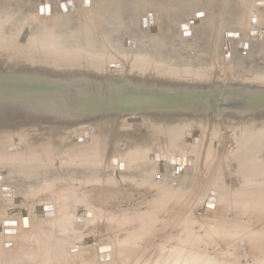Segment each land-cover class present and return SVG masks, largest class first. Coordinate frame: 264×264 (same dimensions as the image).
<instances>
[{"label":"rangeland","instance_id":"rangeland-1","mask_svg":"<svg viewBox=\"0 0 264 264\" xmlns=\"http://www.w3.org/2000/svg\"><path fill=\"white\" fill-rule=\"evenodd\" d=\"M23 1L7 2L3 11L0 7V20L17 11ZM43 1H51L53 14L37 11ZM67 1L72 4L70 14L59 10L57 0H32L22 23L6 20L5 28L0 27V53H32L28 48L34 38H40L47 47L41 53H66L73 64L97 65L107 72L114 67L126 69L119 73L123 79L138 78V71L143 72L140 77L164 71L166 67L156 68L160 60L155 54L172 55L174 68L167 67L169 73L163 75L178 77L175 85L185 88L182 91L197 90L199 81H192V70L196 77L210 70L213 74L201 78L223 87L245 81L252 90L255 83H264V1L255 9L259 18L251 20L248 13L253 4L248 8L236 0ZM146 13L150 18L162 15L163 24H147ZM87 53L112 61L97 60L98 65ZM105 53L148 55L132 66L116 65L112 54L105 57ZM8 56L4 68L11 66L13 56ZM129 66L138 70L130 74ZM238 73L244 74L235 76ZM56 75L53 81L69 77L58 70ZM200 101L195 114L145 107L154 118L184 117L159 124L150 113L122 112L102 104L96 109L98 117H87L75 126L67 123L64 137L42 150L37 149L45 145L37 122L1 130L0 264H264V180L258 187L251 184L254 178L244 184L247 179L236 174L232 165L233 155H245L241 160L246 163L258 146V151L264 149L259 144L264 126L257 128L263 131L258 140L240 137V129L227 128L222 102L207 107ZM206 108L216 115L211 127L193 118ZM136 116L146 127L139 125L135 135L129 118ZM31 137L40 139L34 151L30 145L36 142L30 144ZM16 146L19 151H12ZM31 152L37 156H30ZM183 152H187L184 157ZM257 156L264 162V152ZM258 164L263 176L264 163ZM8 173L14 179L5 182L2 177ZM59 187L69 192L63 191L62 201L51 200L49 192L58 193ZM93 190L102 195L99 204L86 199ZM29 251L39 253L40 259L27 261Z\"/></svg>","mask_w":264,"mask_h":264},{"label":"bare ground","instance_id":"bare-ground-1","mask_svg":"<svg viewBox=\"0 0 264 264\" xmlns=\"http://www.w3.org/2000/svg\"><path fill=\"white\" fill-rule=\"evenodd\" d=\"M12 1L14 0H0V7L2 8V11L4 10V5L7 2H12ZM106 1H109V0H106ZM144 1L150 2V0H144ZM256 1H264V0H256ZM78 3L81 4L83 3V1L78 0ZM57 5L59 7V10L62 13L70 14L73 11L72 4L69 3L67 0H57ZM32 7H33L32 0H24L23 4L19 7V9L18 10L16 9L17 11L12 10L11 13L8 14L7 16L8 18L0 20V27L2 26V28H5L6 23L4 22L12 18H14L15 21L17 20L18 22L22 23V21H24L27 18L28 13L26 12L30 11V8ZM49 10L53 14L54 9H53V5L51 1H43L37 6V11L42 12L44 15H46V11H49ZM94 16L98 17L100 16V14H94ZM101 16L103 15L101 14ZM145 17H146L147 24H149L150 21L153 22L154 24L153 26H156L158 24L156 23L157 21L163 24L162 23L163 18L161 19L162 15L160 17L159 14L158 15L153 14L150 18L147 16V13H146ZM9 23H10L9 25L13 24V22L11 21ZM23 33H22L23 39L22 37H20V39H22L21 43H23L26 40L27 38L26 35H28V32H26L27 34L26 33L23 34ZM32 42L33 43L29 42L32 45L30 47L28 46L29 47L28 50L29 51L31 50L32 53H4V52L0 53V69L4 70V72L0 70V131L6 130L5 132H7L14 128L23 129L37 122V127L39 131L43 134V139H44L43 141L45 144L41 148H37L38 150L45 149L44 148L45 146L51 145V143H53L54 141H57L58 139L61 140L64 137V133L66 131V129H63V128L65 127V125H67V123L70 125L73 124V126H75L77 122L87 117H91V118L98 117L100 113L98 114L93 109V106L96 105L97 102L101 100H105V102L107 103L114 102L117 98L116 96L117 94L121 92H125L127 89H131V88H134V90H137L139 92L141 91V95L143 94L145 96L156 99L157 102L160 103L159 106H162V107L160 108L157 107V109L156 107H154V109H156L157 111L162 110V112H164V110H169L171 112L179 111V112H184V113H187V112L191 113V111L196 112L198 110L197 106L201 98L204 101L203 103L206 104L207 107L214 104L215 101H217V105H219L222 102L220 106L222 107V110H223L224 119L226 120L228 124V127H227L228 129H233V127L234 128L237 127V129H240L238 130L240 137H247V138L254 137L257 140L259 139L258 137H260L258 133L263 132L261 131L262 129H257V128H259V126H262V125L264 126V103L256 104L255 102H251V101H253L252 99L261 95L259 94V92H261V90L264 89V83H255L256 89H252V90L250 88H247V86H245V85H248L247 84L248 82H245V81H240L238 83H228L225 87H223L221 86V83L219 85L215 83L212 84L210 83V81H207V79L205 81L204 79L201 78L200 75H205L208 73L213 74V72H211L210 70H208L207 73H204V74H200L202 72H199L200 75L197 77L195 76V74H193L194 70H192L193 72L192 73L190 72L192 74L191 76L194 78L192 81L194 83L199 81L198 83H196L197 90L195 91V90H192V88H188V90L182 91L185 88H182L181 86L177 87L175 85L177 84V82H180L178 77L173 78V75L172 77L171 76L167 77L163 75L164 72H167L166 71L167 67H169L168 69L174 68L172 67L174 63V61L172 62V58H174L172 57V55L169 56V55H166L165 53L155 54L156 61L157 59L160 60L156 62L155 64L156 68L166 67L164 71L158 72L156 70V73H154L153 75L151 74L145 75V77H140V74L143 72L138 71L137 73H140L138 78H132V77L126 76L127 78L125 77L123 79L119 76V73L126 71V69L118 70L117 67H114L115 70L113 69L107 72V71H104L105 69H103V67H98L97 65L93 66V65L87 64L85 66L84 65L79 66L76 63L75 65L73 64L74 62L72 60L70 61L67 60L70 57H67L68 55L66 53H41L42 51L43 52L46 51L45 48L47 47L45 45L42 46L40 38H34V41ZM2 45L3 44L0 43V46ZM67 47H68L67 45L63 46L64 49H67ZM111 54L105 53V57H107L106 55H108V57L110 55L113 56L112 57L114 58L113 60H117L116 63L118 64L116 65H119L124 62H125L124 63L125 65L128 62L129 64H132V66H134V64L138 66V62H141L142 60H144L146 56L148 55V53H145V54L141 53L139 55L138 54L134 55L133 53H120V56L117 57L115 53H111ZM8 55L13 56V58L10 56L12 58V62L8 64V66L9 65L11 66L9 67L6 66V68H4L3 64L4 63L6 64V60L4 62V59H7ZM87 55H90L91 58H93L94 61L97 62L98 65H100V62H98L97 60L104 62L105 64L112 61V59L111 60L108 59L107 61H105L102 57L101 59L100 58L98 59L96 58L95 53H87ZM56 56L63 57L65 58V60L62 62H59L60 60L59 61L55 60ZM135 56H138V57H135ZM8 59H9V56H8ZM8 59H7V62H8ZM174 65L176 67V64ZM5 69H6V72H5ZM129 69L130 70L128 71L130 72V74L131 72L138 70V69L136 70L131 69L130 66H129ZM57 70L63 74H68L67 76L69 77H66L64 78V80H61V81L59 79L58 81H53L54 80L53 78L57 79L55 77ZM77 70H84V71H81L80 73ZM175 70L178 71L180 69L175 68ZM182 70L183 68L181 69V71ZM184 70L182 71V73L184 72ZM114 72L118 73L117 74L118 77L115 76V74H112ZM176 72L174 74H176ZM186 72H187V69H186ZM157 73L162 74V75H158ZM167 73H169V71ZM178 73L180 74V71H178ZM244 73L242 74L238 73V74H235V76H242ZM186 74L188 75V72ZM251 77L252 76H250V78ZM189 84H191V82L188 83V85ZM193 86L194 85H189V87H193ZM223 89L225 91L221 93L220 90H223ZM199 92L201 94L200 97H198ZM247 98H250V100L245 101L244 99H247ZM140 112L150 113L146 108L141 110ZM201 114H202L201 116L205 117L206 120L204 118H201L200 114L198 115L197 118L195 117L193 118L194 120H197L198 122L200 121V122L206 123L207 126H210L211 123L213 122L211 121L213 116L216 117V115H213L212 113H210V110L208 111L207 108L202 110ZM150 117H151V120L156 121V123L161 122V121L178 122V121H181L182 118H184V117L181 118L178 116L174 118L173 120L172 119L169 120V117H166L167 119H165L164 117H161L159 115L155 116L154 118L152 114ZM2 119H5L7 121L3 122L1 121ZM143 125L145 126L144 123ZM219 125L221 126V124ZM244 125L246 126L245 130H243L242 128V126ZM131 126L133 128L132 124ZM169 126H173V124ZM146 132L142 131L143 135L146 134ZM134 133L135 135L139 134V131L138 132L134 131ZM37 140H40V139L32 138V137L29 138L30 144H32V142H36V144L34 145L32 144V146L30 145V148H32L31 150L33 151L36 148V145L40 144V142H37ZM259 144H263L261 145V147L264 148V138H263V141L261 140V143ZM259 147L260 146H258L257 149ZM16 149H20V148L16 146L15 148L12 149V151L14 152L19 151ZM257 149L255 150V152L252 151L250 153L251 155L250 157L249 156L246 157L248 160V162L246 163L241 160V158H245V155L240 158L239 154H235L232 157V165L235 166L237 170L235 171L236 174H238L242 179L244 178L247 179L244 184H250L249 181H251L252 178H254L251 184H255L256 187H258V185L261 184L262 181L264 180V175L262 176L258 168V165H259L258 163H264V162L260 159L261 156L260 157L257 156L259 153L264 152V149L261 151H258ZM32 153L33 152H31L30 156L32 157L37 156V155L34 156V154ZM252 158L256 161L255 163ZM222 163H225V162H222ZM114 164H117L116 161H114ZM245 164L249 165V167L245 168ZM254 165H256L255 169L253 167ZM251 167H253V169H251ZM253 171L255 174H253ZM71 173H73V171ZM77 176H79V172ZM257 177H261V178L256 180ZM35 178H36L35 182L37 180L39 181V176ZM84 178L87 181H90L91 179L88 176ZM241 178H239L240 181H241ZM12 179L14 178L11 176V173L10 174L8 173L2 177V180H4L5 182L8 180H12ZM31 179L33 180V177ZM63 179H65V181L67 182L66 178L63 177ZM68 179L71 180L70 178ZM16 180H19V179L16 178ZM222 182L226 183L227 181H222ZM64 190H65L64 187L62 189H60L59 187L58 191L60 192L52 193V194H50L49 192L48 197L51 198V200L62 201L60 198L64 199L65 198L63 197L64 193L69 192V190L68 191L65 190V192H63ZM96 191L94 190L93 192L88 191L86 193V199H88L91 203L99 204L98 198H102L101 197L102 195L97 193ZM106 192L109 193V195L112 194V191L110 190L109 191L106 190ZM23 252H26V250H24ZM25 256L27 257V261L28 260L30 261L31 258L35 259L34 257L36 258L39 257L38 260L40 259L39 253L37 254L36 252H32V251H29V253H27Z\"/></svg>","mask_w":264,"mask_h":264},{"label":"water","instance_id":"water-1","mask_svg":"<svg viewBox=\"0 0 264 264\" xmlns=\"http://www.w3.org/2000/svg\"><path fill=\"white\" fill-rule=\"evenodd\" d=\"M261 3L263 2L257 1V5H260ZM260 94H261L260 96L252 99L253 101L251 102H255L256 104L264 103V89L261 90ZM116 96H117L116 100L112 103H107L105 102V100H101L97 102L96 105L93 106L94 111H97L96 110L97 107L102 104H107L109 105L110 108H113L118 111L121 110L122 112H125V109H128L131 113H138L141 110L145 109V107L147 108L162 107V106H159L160 103L157 102L156 99L145 96L143 94L141 95V91L139 92L137 90H134V88L127 89L125 92H121L117 94ZM244 100L245 101L250 100V98H247ZM129 123L133 125V130L135 132H138L137 127L142 124V118H139V116L131 117L129 118ZM141 128L143 129V125ZM193 137H196V133H194ZM195 140H197V138H195ZM186 141H189V140L186 139ZM186 153L187 152H183L182 157H184ZM183 165H186V163H183Z\"/></svg>","mask_w":264,"mask_h":264},{"label":"crops","instance_id":"crops-1","mask_svg":"<svg viewBox=\"0 0 264 264\" xmlns=\"http://www.w3.org/2000/svg\"><path fill=\"white\" fill-rule=\"evenodd\" d=\"M238 3H241V4H243L244 5V7L245 6H247L248 8H249V3L250 4H253L252 5V7L251 8H249L250 9V15H249V13H248V18H250V20L251 19H254V17L255 18H259L257 15H256V12H255V9H260L261 8V5H257V2L255 1V0H253V2L251 3L250 2V0H236ZM252 16V17H251ZM254 16V17H253Z\"/></svg>","mask_w":264,"mask_h":264}]
</instances>
